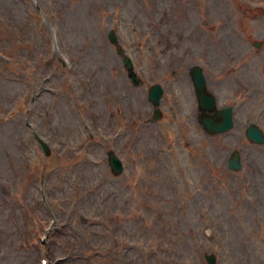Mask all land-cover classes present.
<instances>
[{"label":"rangeland","instance_id":"obj_1","mask_svg":"<svg viewBox=\"0 0 264 264\" xmlns=\"http://www.w3.org/2000/svg\"><path fill=\"white\" fill-rule=\"evenodd\" d=\"M149 1L0 0V264H264V143L241 131L247 119L264 130V0ZM244 49L258 56L225 78L223 56ZM155 50L191 63L204 51L217 105L237 102L233 129L201 131L186 72L167 81L174 59ZM154 82L166 115L148 121Z\"/></svg>","mask_w":264,"mask_h":264},{"label":"water","instance_id":"obj_2","mask_svg":"<svg viewBox=\"0 0 264 264\" xmlns=\"http://www.w3.org/2000/svg\"><path fill=\"white\" fill-rule=\"evenodd\" d=\"M127 64H130V62H129V60L127 61ZM196 87H197V91H199L198 93H199V97L201 98V99H204V101L208 98V97H205L204 98V94H205V92H204V82H203V80H202V77L201 76H199V78H198V82L196 83ZM158 91H155L154 93H152V99L154 100V103L156 104L157 102H158ZM205 104H206V106L205 107H207V108H209V109H212L214 106H213V99L211 98V97H209V101L208 102H206L205 101ZM203 106V108H204V105H202ZM220 114V115H219ZM218 115L220 116V118H221V120L222 121H220L218 124H217V122L214 124V126L216 127V129H218V130H222V129H226L227 127H221V126H219L221 123H223L224 122V119H226L227 118V113H225V115L223 114V113H218ZM225 121H227V120H225ZM204 123L207 125V126H209L210 127V123L208 122V121H204ZM217 124V125H216ZM219 126V127H218ZM250 131H253V132H255L254 130H250ZM44 149H45V151L46 152H48V150H47V148H46V146L44 145ZM109 164H110V166H111V168H112V170H113V172L114 173H119L120 171H121V169H122V166H121V163H120V161L116 158V157H114V155L112 154V153H110L109 154ZM208 259H209V262H210V264H212L213 262H214V256H212V257H208Z\"/></svg>","mask_w":264,"mask_h":264}]
</instances>
